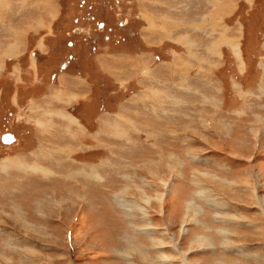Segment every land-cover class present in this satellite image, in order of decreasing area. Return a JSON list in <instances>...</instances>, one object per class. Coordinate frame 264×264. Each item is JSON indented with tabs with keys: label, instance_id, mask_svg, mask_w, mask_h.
Here are the masks:
<instances>
[{
	"label": "rangeland",
	"instance_id": "1",
	"mask_svg": "<svg viewBox=\"0 0 264 264\" xmlns=\"http://www.w3.org/2000/svg\"><path fill=\"white\" fill-rule=\"evenodd\" d=\"M83 1L0 0V264H264V0Z\"/></svg>",
	"mask_w": 264,
	"mask_h": 264
},
{
	"label": "flooded vegetation",
	"instance_id": "2",
	"mask_svg": "<svg viewBox=\"0 0 264 264\" xmlns=\"http://www.w3.org/2000/svg\"><path fill=\"white\" fill-rule=\"evenodd\" d=\"M85 2H86V0H84L82 3L84 4ZM103 3H106V1L103 0ZM89 8H91V5H89ZM81 16H82V19L86 20L87 22H91L92 20H94V15L92 16V14H91L90 11H86V12H84ZM105 24H106V23H105L104 20H103V21H102V20H99V21L96 22V25H97V28L99 29V31H103V30L107 27V26H105ZM120 25H123V23L121 22ZM74 31H75V32H74L75 34H80V32H81V31H79L78 28H75ZM84 33H86V32L84 31ZM68 44L73 45L72 41H69ZM68 57H69V58H72L73 56L70 55V56H68ZM69 58H68V59H69ZM60 63H61V64L63 63V67H67V63H68L67 58H66L65 60H61ZM54 72H56L57 75H58V72H57V71H51V72H50V75H53ZM57 75H56V76H57ZM54 83H56V82H54Z\"/></svg>",
	"mask_w": 264,
	"mask_h": 264
},
{
	"label": "water",
	"instance_id": "3",
	"mask_svg": "<svg viewBox=\"0 0 264 264\" xmlns=\"http://www.w3.org/2000/svg\"><path fill=\"white\" fill-rule=\"evenodd\" d=\"M14 136L12 135V134H10V133H4V134H2V136H1V140H2V142H6V143H12L13 141H14Z\"/></svg>",
	"mask_w": 264,
	"mask_h": 264
},
{
	"label": "crops",
	"instance_id": "4",
	"mask_svg": "<svg viewBox=\"0 0 264 264\" xmlns=\"http://www.w3.org/2000/svg\"><path fill=\"white\" fill-rule=\"evenodd\" d=\"M63 60H65V59H63ZM78 104L81 105V103H77V105H78ZM80 105H79V106H80ZM76 107H78V106H76ZM83 107H84V106H83ZM76 110H77V109H76ZM78 110H79V109H78ZM70 111H71L72 113L74 112L72 109H70ZM79 111H80V110H79ZM77 117H78V115H77ZM81 117H82V116H81ZM14 138H15L14 140H16L15 135H14ZM1 142H2V140H1ZM13 142H14V141H13ZM13 142H12V143H13ZM2 143H3V142H2ZM3 144H5V143H3ZM8 144H11V143H8Z\"/></svg>",
	"mask_w": 264,
	"mask_h": 264
},
{
	"label": "bare ground",
	"instance_id": "5",
	"mask_svg": "<svg viewBox=\"0 0 264 264\" xmlns=\"http://www.w3.org/2000/svg\"><path fill=\"white\" fill-rule=\"evenodd\" d=\"M190 44H192V42L190 43ZM11 134V133H10ZM13 135V134H12ZM6 143V142H5Z\"/></svg>",
	"mask_w": 264,
	"mask_h": 264
}]
</instances>
